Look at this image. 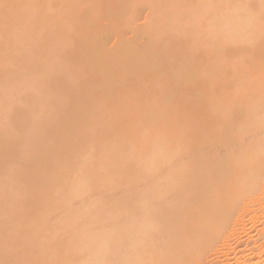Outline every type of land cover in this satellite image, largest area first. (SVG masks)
I'll return each mask as SVG.
<instances>
[{
	"label": "rangeland",
	"instance_id": "374dc122",
	"mask_svg": "<svg viewBox=\"0 0 264 264\" xmlns=\"http://www.w3.org/2000/svg\"><path fill=\"white\" fill-rule=\"evenodd\" d=\"M106 81L131 90L83 93ZM81 236L105 244L77 252ZM151 243L179 245L156 264H264V0H0V264H115Z\"/></svg>",
	"mask_w": 264,
	"mask_h": 264
},
{
	"label": "bare ground",
	"instance_id": "6f19581e",
	"mask_svg": "<svg viewBox=\"0 0 264 264\" xmlns=\"http://www.w3.org/2000/svg\"><path fill=\"white\" fill-rule=\"evenodd\" d=\"M190 48V45L188 44L187 45V48ZM112 65H109V67H107V66H102L103 68H106V69H108L107 71L106 70H104V72H103V76L104 77H107V76H109L110 74H112L113 73V70L111 69L112 67H111ZM101 67V68H102ZM160 66L159 65H154V66H148V68H149V71H147L146 72V74H147V76H149V77H151V78H155V77H157L156 76V74H160V68H159ZM158 68V69H157ZM183 68V67H182ZM102 70V71H103ZM142 74H144V73H142ZM185 75V73L184 74H182V76H184ZM145 80L146 79H143V81L145 82ZM131 82V81H130ZM165 80L164 79H162V78H160V83H162V84H165ZM134 83V82H133ZM124 84V83H123ZM131 84V83H130ZM134 84H137V83H134ZM170 86H171V88L169 89V91H171V89L173 88V90L175 91V90H177L178 89V85L179 84H177V85H174V86H172V84H170V83H168ZM119 84H115V83H113V81H111V82H104V83H101V82H98V83H96V84H88V85H85L84 86V88L82 89L83 90V93L84 94H92V95H97L98 93H100L101 91H103V90H105V89H108L109 90V94H112V95H114L115 94V92H116V90L117 89H119V86H122V85H119ZM125 85L127 86V88L129 87V85H127L126 83H125ZM126 86L124 87V86H122L124 89H126ZM130 86H132V84L130 85ZM133 86H135V85H133ZM183 86L185 87V89H186V91H187V95H186V91H184V90H182L183 91V93H185V95L183 96V97H192V96H197L198 94H199V92H200V90H199V85H198V83H195V84H191L190 83V80L189 79H187L186 77L183 79ZM140 87V86H139ZM121 88V87H120ZM130 88V87H129ZM136 88V87H135ZM129 90H131V88L129 89ZM132 91H134V89L132 90ZM145 91H147V90H145ZM173 91V92H174ZM135 92H137V90L135 89ZM172 92V93H173ZM118 93V92H117ZM129 93V92H128ZM131 93V92H130ZM119 94V93H118ZM162 96V95H161ZM115 97H118V96H115ZM171 97H179V96H177V95H174V94H172L171 95ZM76 108H77V111H83L85 108L83 107V106H81V105H79V104H77L76 105ZM190 109V108H189ZM176 110V109H175ZM141 113H142V111H141ZM150 113V112H149ZM191 114V113H190ZM192 115V114H191ZM198 113H197V117L196 116H194L193 115V117L195 118L196 117V119H197V121H198ZM165 115H162V117H164ZM190 116V115H189ZM168 118H169V116H168ZM167 118V116L166 117H164L163 119H165V120H167L168 119ZM190 118V117H189ZM193 118V119H194ZM189 120V119H188ZM187 120V121H188ZM195 120V119H194ZM168 121H169V119H168ZM189 123H191V122H189ZM184 127H186V126H184ZM79 132H81V131H79V130H76V128L73 126V125H71L68 129H67V131H65V132H63V133H61V132H59V133H57V134H59V135H62L63 136V141H64V144H62L63 146H62V148L61 149H59V150H56L55 152L56 153H58V155L60 156V157H63L65 154H66V151H67V148H70L71 147V142H72V140L73 139H75L77 136H79ZM233 138V137H232ZM234 140V139H233ZM74 141V140H73ZM68 144H70V147H68ZM150 145V144H149ZM148 145V147H149V151H151L152 152V154L154 155V154H157V153H159L160 152V148L158 147H154V148H152V146L153 145H151V147ZM158 145V144H157ZM154 146H156V143H154ZM152 148V149H151ZM150 152V153H151ZM224 156V155H223ZM222 156V157H223ZM221 157V156H220ZM221 157V158H222ZM221 158H216L215 157V159H213V161L211 162L210 161V163H211V165H212V163L213 164H215V165H217L218 166V168H219V166H220V164H221V162H223L222 161V159ZM229 160V159H228ZM209 161V160H208ZM230 161V160H229ZM209 163V162H208ZM225 163V162H224ZM224 163H222V164H224ZM230 164V163H229ZM214 165V166H215ZM131 166H133V165H131ZM214 166H213V168H214ZM217 166H215V167H217ZM226 166V165H225ZM135 167V166H134ZM235 168V167H234ZM237 168H241V167H237ZM216 169V168H215ZM137 170V169H136ZM218 171V173L219 174H221V175H228V174H230V173H232V174H234V175H239L240 174V172H241V169H234L233 171H231V169H230V172H228V171H225V170H222V169H220V171H219V169H217ZM239 170V171H238ZM135 171V170H134ZM210 171V170H209ZM139 172V171H138ZM132 173H134V172H132ZM135 174V173H134ZM213 174H215V172L213 173ZM136 175V174H135ZM134 176V175H133ZM85 181L87 182V180L85 179L84 180V185L83 184H80V182H79V184L80 185H77V183H76V187H74L75 189H73V192L74 193H72L74 196H72L73 198L74 197H78L79 198V196L80 195H82L83 193L85 194L86 192H87V186H89L90 187V185L89 184H91L90 182L91 181H89L88 180V185H87V183L85 184ZM95 184V183H94ZM94 184L92 185V187L94 186ZM87 185V186H86ZM96 185V184H95ZM95 188V187H94ZM71 196V195H70ZM73 198H71V199H73ZM68 199H70V198H68ZM68 199H66L68 202H69V200ZM70 199V200H71ZM75 199V198H74ZM70 203V202H69ZM215 207H216V205H214L213 203L211 204V203H207L206 205H204L203 206V210H204V212H205V214H206V217L208 216V217H210V215L212 214V211H214V209H215ZM191 209V208H190ZM199 209V208H198ZM198 209H197V211H198ZM71 211V210H70ZM201 212V211H200ZM203 211L201 212V214L202 213H204ZM205 216V215H204ZM202 217H203V214H202ZM205 218V217H204ZM197 219V218H196ZM209 219V218H208ZM198 220V219H197ZM194 222H195V219H194ZM180 224V223H179ZM178 224V225H179ZM183 224V223H182ZM180 227V226H179ZM178 227V228H179ZM88 231V230H87ZM177 231V230H176ZM193 232H195V230H192ZM200 231V230H199ZM180 232H184V231H182V230H180ZM179 232V233H180ZM175 233V232H174ZM176 233H177V236H176ZM175 234H172V236L174 235V237H176L175 238V240L179 237V239H180V241L182 242V244H184V248H182V249H180V250H183V249H187V247L189 248L190 247V245H189V243L191 244V242L193 241H190V238L188 239V237H189V235H188V232H184V233H180L179 234V236H178V232H176ZM187 233V234H186ZM83 234H84V232H83ZM199 234V233H198ZM171 235V234H170ZM200 235V234H199ZM83 236V235H82ZM81 236V241H79V240H75L74 242H75V244H73L72 246H73V248L78 252L79 250H82V249H84L85 247H90V246H92L93 244H98V243H100V244H105V239H102L101 241L100 240H97V239H94V237H86V238H83ZM169 237V236H168ZM174 237H172V239L174 238ZM197 237V236H196ZM170 239V238H169ZM178 239V240H179ZM192 239V238H191ZM178 240H176V242L178 241ZM195 240V239H194ZM141 239L139 238V239H135L131 244L134 246V245H136V246H134V249H136L137 248V246H138V243H140L141 244ZM166 241H168V240H166ZM171 241V240H170ZM173 242H171L172 244H175V241L174 240H172ZM181 242L179 243V242H177V243H179L180 245H182L181 244ZM33 243L35 244V242H34V240H33ZM162 243V242H161ZM167 243V242H166ZM153 244H156V243H151V245H150V247H149V250L148 251H146L147 252V256H146V254L144 255L143 253L141 254V253H137L135 250H131V252H129L126 256H124L123 257V259L121 258L120 259V262L121 263H119V262H117V263H119V264H143V262L144 261H146V260H148L147 262H148V264H156L161 258H162V254L164 253V256H163V258H165V257H167V260H170V259H172L171 260V262H173V260H174V262L178 259V257H180V255L179 256H177L176 257V255H177V253H179L180 251L178 250L179 249V245H177L178 247H173V245H171L170 247V249L172 250L170 253L168 252H166L165 251V249H164V251H163V249H159V250H156V249H154L155 247H153ZM159 245H161V244H159ZM158 245V246H159ZM176 245V244H175ZM155 246V245H154ZM162 246V245H161ZM32 247L34 248V252L38 249V247H37V244L36 245H32ZM139 247V246H138ZM180 247H182V246H180ZM169 248V247H168ZM169 249V250H170ZM182 253V252H181ZM173 254H175L174 256H172ZM167 255V256H166ZM181 258H182V256H181ZM119 259V258H118ZM117 259V260H118ZM38 260V259H37ZM72 260L73 261H75V258L71 255V262H72ZM163 261V260H162ZM165 261H166V259H165ZM177 262V261H176ZM117 263H115V264H117ZM145 263V262H144ZM146 264V263H145Z\"/></svg>",
	"mask_w": 264,
	"mask_h": 264
}]
</instances>
